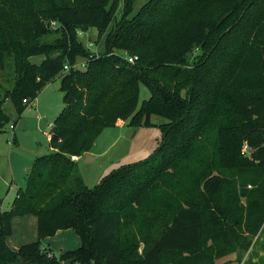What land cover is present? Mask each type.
<instances>
[{
    "label": "trees",
    "instance_id": "trees-1",
    "mask_svg": "<svg viewBox=\"0 0 264 264\" xmlns=\"http://www.w3.org/2000/svg\"><path fill=\"white\" fill-rule=\"evenodd\" d=\"M118 1L0 0V69L7 59L14 71L10 87L0 85V130L11 121L5 99L19 116L23 99L34 101L49 81L58 78L63 92L50 151L36 156L26 186L0 212V264H215L230 253L239 264L264 223V0H170L151 18L144 6L89 57L76 33L95 27L101 35ZM123 1L127 15L133 0ZM159 38L160 48L146 49ZM123 52L137 59L128 63ZM77 57L87 58L84 69L63 70ZM140 79L151 93L138 108ZM152 112L167 120L160 145L88 187L71 156L89 151L103 129ZM141 176L144 185L131 183ZM150 183L167 190L153 217L162 208L171 216L139 251L120 231L155 200ZM31 215L36 240L11 248L14 219ZM63 228L79 235L78 248L56 256L41 247Z\"/></svg>",
    "mask_w": 264,
    "mask_h": 264
},
{
    "label": "rangeland",
    "instance_id": "rangeland-1",
    "mask_svg": "<svg viewBox=\"0 0 264 264\" xmlns=\"http://www.w3.org/2000/svg\"><path fill=\"white\" fill-rule=\"evenodd\" d=\"M203 0H201L202 2ZM200 1L194 0L193 3ZM171 8L173 4L170 0H133L130 4V11L124 15L123 6L124 1L119 0L118 6L114 10L112 20L109 28L101 35L95 27H89L87 30H78L76 37L82 44L88 48V43L93 42L98 52H103L105 48V41L109 33H114L122 20L131 19L142 7H147L149 17L160 9L161 6ZM175 5V4H174ZM240 12L235 15V21L242 22L241 17L238 18ZM182 22H184L182 20ZM174 34V31L173 33ZM57 34L52 33L44 37V39L52 40ZM172 36V35H171ZM160 38L153 43L145 46L147 50L152 51L160 48L163 44ZM116 50V49H114ZM118 51V50H117ZM217 57V55H216ZM40 56H33L30 58L32 63L38 64L41 61ZM83 57H77L76 63L82 61ZM5 68L0 69V85L3 88H8L12 84L14 71L13 67L9 68L7 59L4 61ZM56 79V80H55ZM46 84L42 91L40 90L37 95H40L38 105L35 106L32 102H26V107L23 112L18 116L14 107L9 99L4 101V110L11 115V121L8 122L0 130V212L7 210L19 188L23 189L26 186V177L28 168L30 169L36 156L48 153L50 151L49 131L52 120L63 107L62 96L63 92L59 88V79L55 78ZM138 104L140 108L143 101L148 100L150 96V87L145 81L140 79L138 81ZM43 89V88H42ZM43 92H46L43 94ZM40 93V94H39ZM25 103V102H23ZM60 103V104H59ZM140 119V118H139ZM139 124L138 120L134 125L123 127V133L119 134V130L115 129L113 133L104 131L95 140L96 145L93 147L97 151L98 156L93 160L87 162L81 158L77 162V169L83 177L85 184L88 187H93L97 184L100 178L109 173L112 169L118 167L120 164L135 163L148 158L154 150L160 145L162 140V129L160 124L167 121L164 117L157 113H150L141 117ZM15 124L14 129L9 128V124ZM106 128L105 130H110ZM118 132V133H117ZM88 152V151H86ZM240 153L242 155H249V149L246 144L241 146ZM150 170V169H148ZM151 174L150 172L148 173ZM180 179V173H177L173 178ZM144 179L135 180L131 179V183L144 185ZM149 190L155 193V200L152 202L149 199L143 201V210L139 211L137 221L131 224L126 229L120 231L121 240L124 239L123 234H127L130 241L139 242V251L143 250V243L141 240L146 238L153 240L161 231L165 222L170 219L171 211H166L162 208L159 219H155L153 215L156 213L153 210V205H157L158 211L163 204L162 194L167 190L160 187L155 183H150ZM250 187V185H248ZM24 218L25 220H23ZM23 220V221H21ZM13 231L10 245L13 243L23 244L36 240V220L34 216L15 218L13 223ZM126 236V238H127ZM81 243L79 235L72 228H63L57 230L53 235L41 238L40 244L42 248L51 249L56 256L69 250H74L79 247ZM254 252L240 253V260H244L250 256L254 257L259 263L258 257ZM238 253H230L215 260V264H238ZM256 255V256H255ZM91 264H93L91 262Z\"/></svg>",
    "mask_w": 264,
    "mask_h": 264
},
{
    "label": "crops",
    "instance_id": "crops-1",
    "mask_svg": "<svg viewBox=\"0 0 264 264\" xmlns=\"http://www.w3.org/2000/svg\"><path fill=\"white\" fill-rule=\"evenodd\" d=\"M56 80V79H55ZM45 87H46V85H45ZM45 87H43V89H41L42 91H46V90H44V88ZM46 92H43V94H45ZM40 94V93H39ZM39 99H40V95H37V97L35 98V100L34 101H32V103L35 105V106H37L38 105V102H39ZM60 104V103H59ZM59 113V112H58ZM57 113V114H58ZM56 114V115H57ZM56 117V116H55ZM54 117V118H55ZM54 120V119H53ZM53 120H52V122H53ZM52 122H51V124H49V126H52ZM13 124V123H12ZM126 125L127 124H122V125H118V126H114V127H107V128H111L110 130H105V129H103V131L100 133V134H102V133H105L104 131H109V133H113V131L115 130V129H117V130H119V134L121 133H123L122 131V129H123V127H126ZM14 126H15V124H14ZM127 127H129V125H127ZM118 133V132H117ZM99 134V135H100ZM97 139V138H96ZM95 139V140H96ZM96 145V142L94 141V143H93V145H92V147H91V149L87 152V153H89V160L90 159H95L97 156H98V153H97V151L96 150H94L93 149V147ZM83 156H84V154L81 156V157H76V160L77 161H79L81 158L83 159ZM21 217H19V219H20ZM23 220H25L24 218H22ZM23 220H21V221H23ZM14 231H13V234L7 239V243H8V245L11 247V248H13V249H17L21 244H18V243H13V245H10V242H11V240H12V236L14 235ZM254 249L256 250L255 251V253H256V255L258 254V255H260V257H258V259H259V263H257V261H256V259H254V257H253V259L251 258L250 259V256H249V259H248V257H247V259H246V256H245V258H244V260H243V264H264V223H263V225H262V227H261V229L259 230V232H258V234L256 235V237L253 239V242H252V244H251V246H250V248H249V250L247 251V252H249L250 254H252V252H254ZM247 252H246V254H247ZM255 255V256H256Z\"/></svg>",
    "mask_w": 264,
    "mask_h": 264
},
{
    "label": "built area",
    "instance_id": "built-area-1",
    "mask_svg": "<svg viewBox=\"0 0 264 264\" xmlns=\"http://www.w3.org/2000/svg\"><path fill=\"white\" fill-rule=\"evenodd\" d=\"M51 25H55V21H51L50 22ZM95 47L94 43L93 42H89L88 43V50H90V55L89 57H98L99 56V52L97 50V48L93 49ZM112 53H115L114 52H109L108 54H112ZM123 57L124 59L128 62V63H134L135 60L137 59V56L135 55H130V54H127L126 52H123ZM87 58L86 57H83L82 61L76 63V61L73 63V64H69V63H65L63 65V70H69L70 68H73V69H84L86 67V63H87ZM23 102H27L26 99H23ZM9 128L10 129H14V124L10 123L9 124ZM71 159L72 160H76V157L74 156H71ZM239 264H243V260H241L239 262Z\"/></svg>",
    "mask_w": 264,
    "mask_h": 264
},
{
    "label": "water",
    "instance_id": "water-1",
    "mask_svg": "<svg viewBox=\"0 0 264 264\" xmlns=\"http://www.w3.org/2000/svg\"><path fill=\"white\" fill-rule=\"evenodd\" d=\"M54 130H55V128L52 127L51 131L53 132ZM83 160H84V162L89 161V153H87V152L84 153ZM28 170H29V168H28Z\"/></svg>",
    "mask_w": 264,
    "mask_h": 264
}]
</instances>
